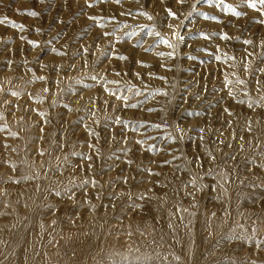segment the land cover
Returning a JSON list of instances; mask_svg holds the SVG:
<instances>
[{
	"label": "rangeland",
	"instance_id": "obj_1",
	"mask_svg": "<svg viewBox=\"0 0 264 264\" xmlns=\"http://www.w3.org/2000/svg\"><path fill=\"white\" fill-rule=\"evenodd\" d=\"M0 264H264V0H0Z\"/></svg>",
	"mask_w": 264,
	"mask_h": 264
},
{
	"label": "snow or ice",
	"instance_id": "obj_2",
	"mask_svg": "<svg viewBox=\"0 0 264 264\" xmlns=\"http://www.w3.org/2000/svg\"><path fill=\"white\" fill-rule=\"evenodd\" d=\"M57 195H59V193H57Z\"/></svg>",
	"mask_w": 264,
	"mask_h": 264
}]
</instances>
